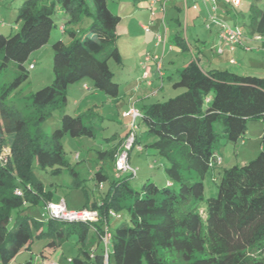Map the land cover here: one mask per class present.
I'll return each instance as SVG.
<instances>
[{"label": "trees", "instance_id": "obj_1", "mask_svg": "<svg viewBox=\"0 0 264 264\" xmlns=\"http://www.w3.org/2000/svg\"><path fill=\"white\" fill-rule=\"evenodd\" d=\"M17 7L14 26L8 32L0 30V68L11 61L17 64L8 86H19L27 75L24 61L47 44L57 8L67 17L60 29L70 39L51 43L52 82L29 94L32 114L25 122L17 121L11 155L8 161H0V264H7L39 238H46L52 252L73 232L80 243L79 254L68 264L91 260L104 264L101 235L109 225L110 209L126 210L128 218L110 230L109 264H264V77L229 69L204 70L194 59L172 82L182 91L167 101L144 105L136 121L137 129L142 123L148 135L143 147L166 161L162 185L145 178L136 187L130 173L110 178L109 166L97 165L93 179L107 184L105 192L81 207L99 211L95 230L88 223L52 218L42 226L26 213L28 207L51 200V190L36 176L35 168L53 173L67 168L80 185L78 172L65 156L62 137L96 138L90 109L60 113L59 126L50 133L41 123L67 103L69 86L84 78L91 79L95 90L115 97L118 82L108 60L121 64L122 59L113 44L120 15L107 0H21ZM243 12L229 9V16L220 18L239 27L243 20L244 34L259 35L264 45V1L260 6L252 0ZM86 17L88 24L81 31L78 26ZM178 42L187 48L182 38ZM6 94L0 92L2 99ZM248 119L263 122L258 155L241 165H213L218 138L242 140ZM128 131L127 127L124 136ZM113 142L98 140L102 148L96 149L97 157L106 155L114 163ZM210 172L216 195L205 197L203 179Z\"/></svg>", "mask_w": 264, "mask_h": 264}, {"label": "rangeland", "instance_id": "obj_2", "mask_svg": "<svg viewBox=\"0 0 264 264\" xmlns=\"http://www.w3.org/2000/svg\"><path fill=\"white\" fill-rule=\"evenodd\" d=\"M20 1L1 0L3 7L0 8V17L4 14L7 18L2 25L0 22V30L8 32L14 26V17L18 12L17 4ZM207 1L211 0H167L162 10L158 0H155L152 6H148L145 0H107L110 9L121 17L116 26L113 44L117 47L122 62L118 64L112 59L108 60V65L114 72V79L118 82V94L115 97H107L93 88L89 78L76 81L68 88L67 103L62 108L56 109L51 117L41 123V128L46 133H50L53 127L59 126L60 113L65 111L77 113L80 110L90 109L88 112L92 123L96 126L95 140L88 137L74 138L68 134L61 139L70 166L79 174L80 185H77L76 175L67 168L56 173L35 168L36 176L51 190L50 201L64 199L68 208L78 210L85 203L90 205V202L97 201L103 196L107 184L103 182V186L99 187L93 179L94 170L97 165H107L109 167L106 172L111 178L115 174V169L113 161L106 160V155L97 157L96 149L102 148V143L99 144L98 140L114 141L112 149L116 155L128 135L124 136V128L128 127L130 117L124 114L125 111L132 104L140 110L144 105L167 101L170 97L179 94L182 88H174L172 82L176 81L179 71L190 59H194L204 70L210 69L212 65H219L222 69L226 68L239 74L264 75V70L259 69L260 66L256 63L260 59V54L256 52L255 46L256 43L261 42L260 40L246 42L250 47L249 51L244 50L242 46L236 48L234 52L226 51L221 54L218 50L221 44L218 20L222 19L212 9V1L205 4ZM251 1L242 0L243 14L246 13ZM255 1L261 6L264 0ZM66 18L62 10L57 8L53 15L55 25L51 29L48 42L28 55L24 61L27 75L18 87L8 86L17 74V64L11 61L5 68H0V92L2 90L7 92L5 99L0 95V161L2 162L8 161L11 155L10 143L16 131L17 121L25 122L32 114L29 94L52 82L51 43L56 39L68 43L69 36L60 29ZM88 21L89 18L86 17L78 28L81 31L85 30ZM240 22V28L245 32V22L243 20ZM157 35L160 36L161 42H157ZM181 38L186 39L187 48L180 46L178 41H181ZM149 53H156L160 57L162 67L159 71L153 60L147 62L152 68V75L146 78L143 61L144 56ZM30 63L33 64L32 68H29ZM177 67L180 68L176 70ZM91 89L87 97L80 98L84 92ZM262 128V120L248 119L242 140L239 139L234 143L225 135L220 136L215 146V155L221 158V162L217 165L222 167L232 164L241 165L255 158L261 147ZM111 135L112 138L107 140L103 138ZM117 137L122 138L117 141ZM136 137L129 151V162L137 167V174L130 177L131 183L140 187L143 179L153 178L158 185H162L165 178L163 165L166 161L161 156L152 155L150 150L143 147L148 135L142 123L136 131ZM77 153L79 154L76 158ZM203 184L205 197L216 195L217 188L211 172L203 179ZM26 213L38 223H42V226H45L49 218L42 204L28 207ZM119 213L120 218L109 217L108 228L111 231L115 225L128 218L126 210H121ZM77 238V233H70L68 239L59 246L57 253L53 250L48 253L49 256L44 255L43 258L55 257L59 264H67L68 260L79 254L80 243H77ZM46 241V238L35 239L29 249H22L16 253L7 264H26L25 261L31 259V256L35 263L37 254L42 250H50L49 245H45Z\"/></svg>", "mask_w": 264, "mask_h": 264}, {"label": "built area", "instance_id": "obj_3", "mask_svg": "<svg viewBox=\"0 0 264 264\" xmlns=\"http://www.w3.org/2000/svg\"><path fill=\"white\" fill-rule=\"evenodd\" d=\"M159 1V0H158ZM162 1L161 7L162 10H164V2L166 0H160ZM213 2L217 0H211ZM227 4H231L233 6H238L241 3V0H221ZM155 3V0H150L148 2V6H152ZM215 6V5H214ZM216 7V6H215ZM219 30L218 35L220 38L221 43L228 46L230 50H233L236 45H238L243 37L244 32L243 30L238 26L234 25L231 26L224 20H218ZM144 28H147L144 26ZM260 36L256 35L253 36L254 40H260ZM157 42H161L160 36L157 35ZM222 44L219 46V50H222ZM169 49L171 50V46L169 45ZM153 60L155 64L157 65V69L160 71L162 64L161 59L156 53L152 54H146L144 56L143 64L146 67L144 69L145 77L147 78L150 75L151 67L147 62H150ZM33 64L29 65V68H32ZM126 116L130 117V122L128 123V135L125 137V140L122 142V145L118 152L115 155L114 160V169H115V175L117 176L120 173H130L131 175L137 174V167L132 166L129 162V151L131 150L135 140H136V130H137V123L136 120L138 117L141 116L140 110L135 107L134 104H132L127 111L124 113ZM141 146H139V149ZM78 154H76V158L78 157ZM221 162V158L219 156L214 157V160L212 162L213 165L218 164ZM101 188L103 186V183L98 184ZM45 209L47 210L49 214V218L56 219V220H64V221H70L71 222H84L88 223L92 230H95L96 226L95 223H98V221L101 219V215L97 209H90V208H81L78 210L70 209L67 207L64 199H61L59 201H47L44 205ZM108 215L120 218L121 214L119 212H116L114 210H109ZM111 231L108 228V226H104L103 233L101 235V241L104 245V251H103V257H104V264L108 263V253H109V246H110V239H111ZM33 264H59L57 260L54 259H47L42 258L37 260Z\"/></svg>", "mask_w": 264, "mask_h": 264}, {"label": "crops", "instance_id": "obj_4", "mask_svg": "<svg viewBox=\"0 0 264 264\" xmlns=\"http://www.w3.org/2000/svg\"><path fill=\"white\" fill-rule=\"evenodd\" d=\"M160 1V0H159ZM167 1V0H166ZM186 1V0H185ZM209 2H211V1H207V2H205V4L206 3H209ZM145 3L147 4L148 2L145 0ZM3 3H1V0H0V8H2L3 7V5H2ZM160 4H162V1H160ZM164 4H165V2H164ZM211 5H212V9H214L215 10V12H216V15L217 16H219V17H222V18H227L229 15H228V10L230 9V10H232V12H234V13H237V11L239 10V11H243V5H244V2H241V4H240V6H239V8H232L231 6H229V5H225L223 2H221L220 0H217V1H215V2H211ZM216 7H215V6ZM205 9V8H204ZM2 17H0V20H1V25L3 24V22H5V20H6V18H7V16L6 15H1ZM121 18V17H120ZM185 42H186V44H187V41H186V39H183ZM249 41H251V42H254L255 40L251 37V36H249V35H246V34H244V37H243V39H242V41L238 44V45H236L235 47H234V49L233 50H230L229 48H228V46H226L225 44H223V43H221L223 46H222V50L220 51L219 50V48H218V50L221 52V54H223V53H225L226 51H228L227 53H229V52H234V50L237 48H241L242 46H244L243 48H244V50H246V51H249L250 50V47L246 44V42L248 43ZM220 46V45H219ZM256 48V52L257 53H259L260 54V59L256 62V63H258V65L260 66V68L259 69H261V70H264V45H263V43L262 42H260L259 44L258 43H256V46H255ZM215 49H217V46L215 45ZM217 51V50H216ZM219 52V53H220ZM222 62V61H221ZM221 62H219V64L221 63ZM236 63V62H235ZM30 64H32V63H30ZM178 68H180V67H177V69L176 70H178ZM211 68H219V69H222V67H219V65H212L211 66ZM224 69H226V68H224ZM161 74H163V72L161 73ZM247 74V73H246ZM249 74V73H248ZM150 75H152V68H151V70H150ZM251 75H255V74H251ZM256 76H259L260 77V75H256ZM262 77H264V75L262 76ZM84 86L85 87H87V85L84 83ZM152 86V85H151ZM92 91V89L91 90H88V91H86V92H84L82 95H81V97L80 98H82V97H87L89 94H90V92ZM138 119V118H137ZM137 121V120H136ZM126 126H125V131H126ZM119 139H120V137H119ZM108 224H109V220H108ZM92 230V229H91ZM93 231V230H92ZM59 248V247H58ZM58 248H55L54 250H56V253L58 252ZM51 253V250H49V251H46V250H42L41 252H40V254H37L36 255V261L37 260H39V259H42L43 258V256L44 255H48V253ZM49 256V255H48ZM53 257V256H52ZM52 259H54V260H57V258H55V257H53ZM27 261V260H26ZM31 261H32V256H31ZM32 264H33V261H32ZM68 264V263H67ZM89 264H95L92 260L90 261V263Z\"/></svg>", "mask_w": 264, "mask_h": 264}]
</instances>
